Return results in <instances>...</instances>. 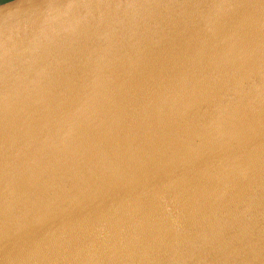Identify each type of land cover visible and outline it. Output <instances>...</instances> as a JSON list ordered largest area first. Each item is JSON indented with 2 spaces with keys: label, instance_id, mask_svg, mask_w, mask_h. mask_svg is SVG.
I'll return each instance as SVG.
<instances>
[{
  "label": "water",
  "instance_id": "water-1",
  "mask_svg": "<svg viewBox=\"0 0 264 264\" xmlns=\"http://www.w3.org/2000/svg\"><path fill=\"white\" fill-rule=\"evenodd\" d=\"M0 264H264V0L0 2Z\"/></svg>",
  "mask_w": 264,
  "mask_h": 264
},
{
  "label": "rangeland",
  "instance_id": "rangeland-1",
  "mask_svg": "<svg viewBox=\"0 0 264 264\" xmlns=\"http://www.w3.org/2000/svg\"><path fill=\"white\" fill-rule=\"evenodd\" d=\"M2 1H6V0H0V2H2Z\"/></svg>",
  "mask_w": 264,
  "mask_h": 264
}]
</instances>
